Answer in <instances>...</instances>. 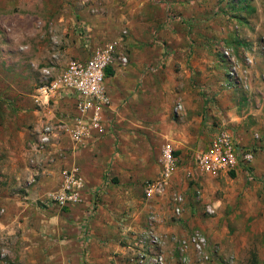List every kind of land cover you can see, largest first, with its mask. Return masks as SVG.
Instances as JSON below:
<instances>
[{"label": "rangeland", "instance_id": "1", "mask_svg": "<svg viewBox=\"0 0 264 264\" xmlns=\"http://www.w3.org/2000/svg\"><path fill=\"white\" fill-rule=\"evenodd\" d=\"M30 1L0 0V45L8 44L15 49L23 38L30 41L33 31L44 28L34 17L38 8ZM138 1L130 5L125 0L53 2L55 6L59 2L69 5L74 13L85 6L86 12H96L102 18H118L141 4V11L150 22H162L166 12L172 11L170 15L178 23L170 25L171 38L163 42L166 49L173 48L174 59L168 62L165 57L156 58L146 66L136 85L138 99L130 102L133 112L129 117L140 129L135 141L122 143L128 144V161L123 157V164L131 181L128 186L131 191L127 193V203L116 208V222L127 211L140 213L145 228L136 234L140 241L144 240L137 243L143 245L135 253L137 264H148L151 257L158 255L167 264L161 235L170 237L174 243V239L187 238L193 231L205 236L206 246L201 255L188 250L189 264H264V186L260 182L252 186L232 177H219L215 179L219 185L207 187V180L195 164V155L204 150L206 141L198 139L184 151L182 167L186 173L181 177V185H175V190L184 198L179 219L172 217L168 203L161 204L166 198L147 205L142 191L143 182L155 178L160 170L161 149L165 144H172L168 135L178 141L187 140L195 132L199 137L204 132L211 137L221 122L236 136L243 135L240 130L247 135L264 132V0H148L143 4ZM22 23L25 25L20 28ZM155 44L152 42L150 46ZM15 56L14 53L6 58L0 56V126L7 115L13 117L11 111L16 109L17 102L11 98L21 96L20 88H24L23 84H16ZM2 136L5 135L0 128V139ZM3 155L0 152V172L4 170ZM27 177L23 176L21 181L28 182ZM5 178L0 177V186L16 190L14 179ZM240 186H243L242 192ZM196 190L200 191L199 198ZM117 193L125 197L123 190L111 192L110 196ZM24 194L23 191L19 195ZM92 196L100 203L99 193ZM207 206L214 209L212 216L207 214ZM151 216L155 218L154 224L147 229L146 221ZM159 226L167 231L160 232ZM151 240H155L153 247L147 244ZM174 246L175 256L169 260L172 264H182ZM2 261L0 264H9L5 262L6 257Z\"/></svg>", "mask_w": 264, "mask_h": 264}, {"label": "crops", "instance_id": "2", "mask_svg": "<svg viewBox=\"0 0 264 264\" xmlns=\"http://www.w3.org/2000/svg\"><path fill=\"white\" fill-rule=\"evenodd\" d=\"M125 1L128 5L136 2ZM146 1L138 2L143 4ZM53 2L30 1L38 8L34 17L44 26L32 32L34 34L30 41L23 38L24 41L15 49L8 47V44L0 45V56L6 58L9 53L16 54V84L24 85V88H20L21 96L11 98L17 102L16 109L11 111L13 117L7 115L0 126L1 134L5 135L0 139V152L4 154L1 161L4 170L0 172V177L14 179L16 187V190L9 191L8 186H0V259L3 263L2 258L6 257L5 262L9 264H137L135 253L138 247L143 249V245L137 244L140 239L136 234L145 228V223H142L137 211L123 213L116 222V208L127 203V193L131 191L128 187L131 181L123 164V157L128 161V144L122 143L135 141L137 129H140L136 121L129 117L133 112L130 102L138 99L139 90L136 85L145 67L156 58L165 57L168 62L174 59L173 48L166 49L163 42L171 38L170 25L176 26L178 23L176 17L170 15L172 11L166 12L162 22H150L141 11V4L136 10L130 9L129 13L119 15L118 18H102L96 12H86L85 6L74 13L69 5L63 6L59 2L55 6ZM23 24L19 27L23 28ZM84 27L90 30L88 47L91 49L116 39L123 29L128 30V36L117 49L118 55H125L128 61L121 67L115 65L113 75L106 79L111 99L110 108L104 112L106 134L84 146H76L65 135H60L50 144L42 145L39 139L43 126L57 121L60 112L74 114V101L70 95H66L64 101L49 105H45L41 99L42 104L39 106L35 102L37 89L57 76L71 58H86L89 55V51L83 47V40L79 38V32ZM152 42L156 44L150 46ZM151 51L154 52L153 56ZM23 53L27 55L23 56ZM7 112L10 113L9 110ZM231 131L238 144L254 151L255 160L249 169L240 168L229 174L219 173L213 177L201 173L207 180L205 184L207 187L213 184L217 186L219 184L215 179L232 177L252 186L260 182L263 187L264 132L260 135H247L240 130L243 135L236 136ZM193 135L191 133L187 140L181 141L168 135L178 158L174 178L178 186L186 173L183 169L185 167H182L184 151L197 143L198 139L207 142L204 150L209 145L210 137L207 133L200 134L201 137L197 132ZM74 166L79 169L85 183L82 201L51 212L42 210L41 202L53 195L60 184V171ZM23 176L29 177L26 178L28 182L21 181ZM243 186H240V192ZM122 190L125 197H120L118 193L110 196L111 192L114 194ZM23 191L25 194L22 197L19 194ZM94 191L99 193L100 203L97 202L95 212L90 216L88 212L94 201ZM246 198L249 199V196ZM122 222L126 223L125 228L121 226ZM159 230L167 231L161 226ZM169 238L161 235L162 243L165 244L162 252L167 264H172L169 258L175 256L177 238L174 243ZM143 256L149 257L145 253Z\"/></svg>", "mask_w": 264, "mask_h": 264}, {"label": "built area", "instance_id": "3", "mask_svg": "<svg viewBox=\"0 0 264 264\" xmlns=\"http://www.w3.org/2000/svg\"><path fill=\"white\" fill-rule=\"evenodd\" d=\"M89 32L86 27L79 32V38L83 40V47L89 51V55L86 58H71L57 76L37 89L35 102L39 106L42 104L41 99L45 105H49L64 101L66 95H70L74 101V114L60 112L57 121L43 126L39 139L42 145L50 144L60 135H65L76 146H84L106 134L104 112L111 105L106 86V70L127 63V57L123 54L118 55L117 49L128 36V30L123 29L116 39L103 42L92 49L88 47ZM254 160V151L238 144L233 132L224 122L217 125L213 131L208 147L195 155L197 169L202 174L213 177L219 173L236 172L240 168L249 169ZM177 169L178 158L175 156V150L171 144H165L160 152V170L157 176L142 184L145 204L149 205L166 198L167 201L162 203L171 206L172 217L175 219L181 217L184 207L183 196L175 190L174 178ZM60 176L61 181L56 192L41 202L42 210L51 212L56 208H65L82 201L85 183L79 169L76 166L71 169L63 168ZM195 195L199 198L200 191L196 190ZM96 206L97 202L93 201L88 212L90 216L94 214ZM206 212L212 216L214 209L207 206ZM154 220L153 216L148 218L147 229L152 228ZM121 226L125 228L126 223L122 222ZM142 241L144 240L140 242ZM147 244L153 247L155 240ZM205 246V236L198 231L191 232L187 238L176 240L182 264H189V260L186 259L188 250L191 249L201 255ZM148 264H164L162 255L151 257Z\"/></svg>", "mask_w": 264, "mask_h": 264}, {"label": "trees", "instance_id": "4", "mask_svg": "<svg viewBox=\"0 0 264 264\" xmlns=\"http://www.w3.org/2000/svg\"><path fill=\"white\" fill-rule=\"evenodd\" d=\"M106 75H107V77H110V76L113 75V71H112L111 68H108V69L106 70Z\"/></svg>", "mask_w": 264, "mask_h": 264}]
</instances>
